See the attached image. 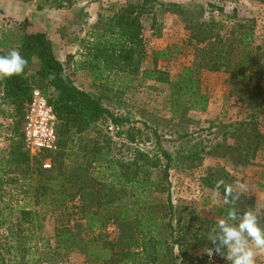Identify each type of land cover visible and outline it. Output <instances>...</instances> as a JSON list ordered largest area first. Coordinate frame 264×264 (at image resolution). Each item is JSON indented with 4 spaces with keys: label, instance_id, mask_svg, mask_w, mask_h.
<instances>
[{
    "label": "rangeland",
    "instance_id": "rangeland-1",
    "mask_svg": "<svg viewBox=\"0 0 264 264\" xmlns=\"http://www.w3.org/2000/svg\"><path fill=\"white\" fill-rule=\"evenodd\" d=\"M141 1L53 0L51 5H44L39 10L37 5L43 0H0V39L6 41V51L18 47L24 31L45 32L55 56L75 84L98 97L113 114L126 118L122 124L115 125L106 116L74 135L73 143L67 149L69 154L63 159L62 172L68 180L69 191H78L73 199L59 205L55 202L60 194L59 187L45 188L44 185L48 184L46 176L56 164L52 157V167L46 170L41 165L43 157L22 160L11 152L15 141L21 140L22 136L14 134V108L5 104L0 91V264H100L92 254L94 234L85 228L83 217L86 203L95 209L93 195L88 191L114 181L108 176V163L94 159L98 156L111 160L119 170L126 169L120 162L135 161L139 152H145L150 160L159 156V169L140 170L138 175L140 180L151 182L161 176L166 162L160 150L170 151L174 158L168 168L175 209L172 224L178 228L184 221L194 224L188 213L192 210L203 218H218L216 206L225 205L223 195L220 192L219 204L210 199L215 186L210 185L209 178L213 183L220 179L226 184L247 183L251 191L244 195L249 200L254 198L256 208L264 209V146L250 162L237 165L233 153L244 157L246 152L243 147L234 149L240 137L232 135L241 120H249L252 116L264 133V81L262 104L249 108L231 93L228 73L201 68L197 76L206 101L199 108L192 107L189 100L176 94L169 82L143 75L155 65L166 70L169 79L174 80L184 66L196 60L197 45L188 41L189 30L185 27L188 17L197 21L210 18L221 21L222 33L236 20H250L259 41L264 34V2L155 0L151 12L140 17L146 52L137 73L115 70L96 75L93 68L82 67L81 63L90 57L86 54L90 32L104 29L105 22H109L120 7L127 3L138 5ZM209 3L223 6L224 11L218 12ZM153 14L155 26H152ZM163 49L170 53L167 57L155 54ZM32 60L36 62L35 57ZM31 72L32 69H28L26 75ZM32 88L41 89L48 98L54 94L52 87L44 81H35ZM21 125L18 132H21ZM183 133L188 136L180 139L178 136ZM22 149L25 150L23 139ZM178 151L185 156L181 160L175 159ZM68 174H72L71 177ZM84 184L87 186L83 189ZM155 188V185L151 186V192L139 188L141 195L138 192L132 195V190L127 187L121 192L120 199L132 204L139 196H145L150 204L138 207V211L149 214L145 217L147 220H157L163 216L167 195ZM113 213L101 212L105 225L99 236L117 243L122 240V230L112 221L110 215ZM64 232H69L71 237H65V244L59 246L58 235ZM191 246L196 255L220 264L216 256L210 258L204 252V247ZM257 264H264V252L258 253Z\"/></svg>",
    "mask_w": 264,
    "mask_h": 264
},
{
    "label": "trees",
    "instance_id": "trees-1",
    "mask_svg": "<svg viewBox=\"0 0 264 264\" xmlns=\"http://www.w3.org/2000/svg\"><path fill=\"white\" fill-rule=\"evenodd\" d=\"M52 1L43 0V3L37 5V9H42L44 5H51ZM154 1L142 0L138 5L127 3L111 16L109 22H105L104 29L91 31L90 40L86 43V54L90 57L81 63V66L93 68L96 75L115 70H121L128 74L137 73L146 52L141 36L140 17L151 12ZM259 1L264 2V0ZM209 5L220 13L224 11L223 6L215 3H209ZM233 12V16H235L236 10L234 9ZM155 23L153 14L152 26H155ZM185 27L189 30L188 41H193L197 45L195 48L196 60L190 65L184 66L181 74L174 80L169 79L166 70L157 68L155 65L152 70L144 72V77L169 82L174 86L176 94L178 93L185 100H189L192 107L201 108L206 101V96L200 92V78L197 76L199 69L224 71L229 74V79L232 82L231 93L237 100L249 108L259 107L262 104L261 88L262 81H264V34L258 41L254 23L250 20H236L229 29L222 33L220 30L224 29V26L221 21L214 18H210L208 21H197L188 17L185 19ZM199 44L200 46H198ZM7 46L6 41L0 39V55L7 54L8 51L5 50ZM17 49L27 59L28 66L22 75L0 80V91L5 104L13 105L14 108L16 117L14 134L22 136V132H18L17 128L22 123L25 104L29 99L33 84L39 80L52 87L54 94L49 100L58 119L56 129L59 148L49 154L56 164L51 168L50 174L46 176L48 186L44 185L45 188L57 185L59 187L57 191L60 194L56 197L55 202L64 205L69 199H73L78 191L74 189L69 191L68 180L62 172L63 164H65L63 159L69 154L67 149L73 143L74 135L106 116L115 125L122 124L126 118L113 114L98 97L75 84L62 62L55 56L45 32L24 31ZM155 54L167 57L170 53L163 49L155 51ZM34 57L36 58L35 63L32 60ZM28 69H32L29 76L26 75ZM51 73H55V79L47 78ZM252 117L246 121L241 120L236 130L232 131V135L240 137L238 145L232 148L243 147L246 152L244 157L236 156L237 153H233L237 165H245L246 162H250L257 151L264 146V133L258 129V124ZM120 133L118 132V134ZM187 136L188 134L183 133L178 137L181 139ZM11 152L17 159L29 160L32 157L22 149V138L15 141ZM160 154L166 159V162L161 169V176L151 182L146 179L140 180L138 175L140 170L159 169L161 165L159 156L155 160H150L145 152H139L135 161L120 162L121 165H125V170L116 169L111 160L105 157L94 158L108 163V176L114 180L110 183L100 184L99 188H95L94 191H88L93 195L95 209H92L93 205L88 203L83 209L85 228L94 234V238H92L94 243L91 245L93 258L99 260L100 264H214L212 260L207 261L205 257L196 255L191 245H198L200 248L212 247L207 236L215 226L216 219L203 218L194 214L192 210L188 213H190L194 224L184 221L179 228L172 224L175 209L170 194L168 168L174 158L171 152L165 149H161ZM46 155L45 153L43 157ZM184 157L179 151L176 152L175 159L181 160ZM38 173H41V170ZM71 175L68 174L70 177ZM71 181L73 184V180ZM209 181L210 185H216L210 178ZM154 185L157 192H166L167 195L166 202H163L165 211L162 212L163 216L157 220H147L145 217L149 214L138 211V207H148L147 205L150 204L145 200V196H139L132 204L120 199L121 192L125 191L127 187L132 190V195H135L139 188H147L149 192L153 191L151 186ZM86 186L87 184H84L82 188L84 189ZM80 188L81 186L78 189ZM220 192L223 195V187ZM82 195L84 197L85 194ZM138 195H141L140 192ZM246 199L248 197L243 194L236 201L235 208L239 213L249 207L256 208L254 198L248 199L249 201ZM132 207H135L133 208L135 210ZM230 207V205H217L218 218L226 216ZM113 208L115 209L113 210ZM102 211L105 213L114 212L110 215L113 218L112 221L122 230V240L119 242L104 240L99 236L105 225L101 216ZM260 222L264 226V216ZM58 237V245L61 246L67 240L65 237L69 238L71 234L64 232ZM92 240H89L88 243H91ZM216 257L220 264H228L219 255Z\"/></svg>",
    "mask_w": 264,
    "mask_h": 264
},
{
    "label": "clouds",
    "instance_id": "clouds-1",
    "mask_svg": "<svg viewBox=\"0 0 264 264\" xmlns=\"http://www.w3.org/2000/svg\"><path fill=\"white\" fill-rule=\"evenodd\" d=\"M27 64V59L17 48L0 55V80L22 75ZM47 78L55 79V73ZM221 187L224 188L223 204L231 207L226 216L216 219L215 226L207 236L212 247H205L204 252L210 258L219 255L228 264H257L258 253L264 252V226L260 222L264 209L249 207L239 213L235 203L241 195L251 191V186L239 181L226 184L223 179L216 182L211 192L210 199L216 204L221 202Z\"/></svg>",
    "mask_w": 264,
    "mask_h": 264
},
{
    "label": "built area",
    "instance_id": "built-area-1",
    "mask_svg": "<svg viewBox=\"0 0 264 264\" xmlns=\"http://www.w3.org/2000/svg\"><path fill=\"white\" fill-rule=\"evenodd\" d=\"M57 118L46 94L39 88H32L22 116L23 147L32 157H43L44 169L52 167L49 155L58 150Z\"/></svg>",
    "mask_w": 264,
    "mask_h": 264
}]
</instances>
